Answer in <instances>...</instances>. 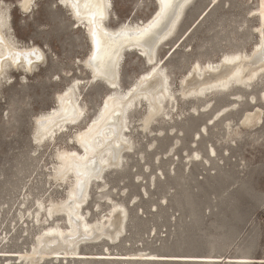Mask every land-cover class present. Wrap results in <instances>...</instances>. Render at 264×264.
Segmentation results:
<instances>
[{"label": "rangeland", "instance_id": "rangeland-1", "mask_svg": "<svg viewBox=\"0 0 264 264\" xmlns=\"http://www.w3.org/2000/svg\"><path fill=\"white\" fill-rule=\"evenodd\" d=\"M110 1L113 10L107 24L111 27L125 20H145L156 8L155 0ZM262 1L191 0L187 4L174 35L156 51L173 98L164 102V110L148 129L141 127L145 102L128 111L126 134L133 146L123 150L119 166L111 165L101 178L91 180L82 205L84 216L93 222L109 215L112 205H122L127 211L123 235L118 242L106 237L81 242L80 251L91 257L38 264H264V80L259 77L249 86L214 89L205 96L180 95L182 82L196 62L252 52L259 41L256 10ZM6 2L11 4L16 38L37 44L46 56L33 73L25 76L13 70L0 85V239L7 232V249L25 251L41 229L28 214L25 223L22 220L14 227L19 220L17 208L23 212L29 207L33 212L37 198L45 205L66 198L71 178L53 177L56 151L81 150L74 137L77 130L95 117L112 90L102 80L87 83L91 74L83 59L89 43L64 6L56 0H37L33 11L25 14L18 0ZM150 67L137 51L126 50L119 69L121 89L129 88ZM72 78L85 85L81 84L79 96L85 118L55 144L36 147L35 116L56 104V94L72 85ZM222 109L226 115L214 119ZM257 109L262 110L261 122L246 128L241 123L245 113ZM211 147L215 153L209 154ZM47 216L41 217V228L66 226L64 213ZM22 225L29 235L18 237ZM107 248L125 256L148 253L206 260L93 257L107 253ZM5 263L1 257L0 264Z\"/></svg>", "mask_w": 264, "mask_h": 264}, {"label": "bare ground", "instance_id": "bare-ground-1", "mask_svg": "<svg viewBox=\"0 0 264 264\" xmlns=\"http://www.w3.org/2000/svg\"><path fill=\"white\" fill-rule=\"evenodd\" d=\"M36 2L37 0H18V6L22 12L29 14ZM189 2L191 0H155L156 8L147 19L125 20L111 27L107 24L113 10L110 0H56V3L64 6L71 18H74L73 25L83 29L89 43V52L83 59L84 67L89 69L91 74L87 83L102 80L112 92L105 96L95 117L82 130H77L74 137L81 150L62 148L56 151L58 162L54 167L53 177L59 181L71 178L66 198L60 202L51 201L48 205L37 198L33 212L29 207H24L23 212L17 208L19 220L14 227L28 214V217H32V222H35L33 225L37 224L41 230L35 232L29 249L25 251L7 249L6 232L0 239V258L3 257L7 264H12V261L13 264H38L45 263L47 259H84L91 256L80 251L81 242L99 240L101 237H106L111 242L119 241L125 230L127 212L122 205H112L109 215H105L103 221L94 222L86 219L82 205L87 200L91 180L101 178L107 167L119 166L124 157L123 150L133 146L126 134L129 128L128 111L145 102L147 108L141 127L148 129L154 116L164 110V102L169 103L173 98L168 76L162 66H158L156 51L174 35ZM212 2L215 0H211V4ZM10 9L11 4L0 0V85L10 77L9 74L13 70L26 76L36 71L46 59L43 48L34 43H22L16 38ZM256 13L260 23L257 27L259 41L252 52L224 54L217 62H196L182 82L180 95L205 96L214 89L228 90L234 84L249 86L259 77L264 80V0ZM126 50L137 51V54L145 57L151 67L129 88L122 90L118 82L119 69ZM71 81L72 85L56 94L54 106L35 116L33 141L36 147L53 144L69 128L77 125V121L85 118L84 107L79 102L81 87L85 85L79 78H72ZM261 95L264 98V90ZM208 106L209 102L202 107L207 109ZM225 115L226 109H222L213 118ZM262 116V110L246 112L241 123L246 128L255 127L261 122ZM226 125L229 127V122ZM208 152L215 153L214 147ZM195 158H199L198 152L195 153ZM41 212H44L43 216L50 217L58 212L64 213L66 226L62 227L56 223L41 228ZM25 222L24 219L23 223ZM20 232L22 234L18 237L27 233V228L22 225ZM106 250L108 251V248ZM93 257L206 260L201 257H165L148 253L125 256L109 251Z\"/></svg>", "mask_w": 264, "mask_h": 264}]
</instances>
